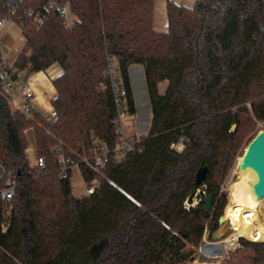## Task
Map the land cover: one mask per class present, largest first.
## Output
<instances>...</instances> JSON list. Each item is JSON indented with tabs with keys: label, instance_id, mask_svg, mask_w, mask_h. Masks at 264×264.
<instances>
[{
	"label": "trees",
	"instance_id": "1",
	"mask_svg": "<svg viewBox=\"0 0 264 264\" xmlns=\"http://www.w3.org/2000/svg\"><path fill=\"white\" fill-rule=\"evenodd\" d=\"M156 1L20 4L14 20L27 42L13 66L33 74L58 63L63 73L53 81L51 122L13 111L0 83V161L23 172L6 233L0 202V264H184L218 230L227 205L222 185L256 122H264V0H198L190 8L170 1L166 31L154 28ZM10 7L0 0V20ZM108 58L128 91L130 113L129 70L145 67L153 117L132 151L120 160L112 155L97 171L93 140L110 149L120 141ZM30 129L47 159L43 173L26 157ZM60 145L80 162L84 181H98L92 195L75 197L71 176L59 178L53 148ZM202 166L208 174L196 189ZM198 190L212 196L210 211L202 195L185 206ZM239 240L250 252L239 251V264H264V242Z\"/></svg>",
	"mask_w": 264,
	"mask_h": 264
},
{
	"label": "built area",
	"instance_id": "2",
	"mask_svg": "<svg viewBox=\"0 0 264 264\" xmlns=\"http://www.w3.org/2000/svg\"><path fill=\"white\" fill-rule=\"evenodd\" d=\"M4 1H8L11 4V7L9 16L0 20V26H4L9 21H15L14 17L17 16L20 4L24 0ZM61 14L65 16L67 20L66 25L69 26L70 21L67 6H64L61 9ZM106 76L109 81L116 108V117L112 123L115 126L117 133L120 135V141L114 149H110L106 144L101 143L98 140H93L92 144L94 145V152L91 161L93 168L97 171H100L107 166L112 155L119 160L123 159L128 152L132 151L136 147V144L140 142L141 138L137 135H125L123 119L126 117V115H128V113H130L127 104L128 91L120 80L117 72L116 62L112 58H108ZM0 83L2 89L6 93L11 95V93L15 92L21 97V103L17 105L13 111H21L28 116H32L34 114L42 115L49 122L53 121L57 116L56 110L54 108L48 114H43L39 111V109H37L34 104L35 94L27 83L26 75L23 71H18L13 65L9 64L1 53ZM180 146H183L182 142L179 143L178 147ZM53 151L57 153L55 156V164L59 178H69L74 169H78L80 172V162H76L71 156L66 155L63 151L62 145H60V147H54ZM84 161H88V158L85 157ZM32 165L38 172L43 173L47 170V159L44 156L37 155L34 164L32 163ZM19 177L20 175L8 170L7 167L0 161V202L4 207L1 230L4 233H6L10 228L14 202L18 190L22 184ZM84 184L86 191L85 196H90L94 193L96 187L98 186V181H84ZM187 205L188 201L185 202V206L190 208V206Z\"/></svg>",
	"mask_w": 264,
	"mask_h": 264
},
{
	"label": "crops",
	"instance_id": "3",
	"mask_svg": "<svg viewBox=\"0 0 264 264\" xmlns=\"http://www.w3.org/2000/svg\"><path fill=\"white\" fill-rule=\"evenodd\" d=\"M174 2L179 6L193 7L198 0H157L154 6L153 23L157 31H166L169 25L168 19V2ZM27 39L23 34L21 26L15 21H9L4 26H0V53L4 59L11 65H14L18 55L26 45ZM142 66L141 70L145 77V67L143 65L132 66L129 70L132 92L136 107V90L134 86L133 70ZM26 75V80L29 87L35 94V106L43 114H48L53 109V100L58 96L57 90L53 84L56 77L63 73V68L56 63L45 71L28 74V70H22ZM169 82L164 81L160 85L161 93H165ZM11 109L14 110L17 105L21 103V97L17 93H11ZM151 128V127H150ZM150 131V130H149ZM149 133V132H148ZM145 136L147 134H139L136 131L129 134V136ZM28 147L26 150V157L31 163L30 159L35 161L38 155L35 134L32 129L26 132ZM32 164V163H31ZM34 164V162H33ZM82 177V176H81ZM83 180V178H82ZM84 183V180H83ZM73 193V191H72ZM74 195V194H73ZM75 196V195H74ZM85 196V195H84ZM77 197V196H75Z\"/></svg>",
	"mask_w": 264,
	"mask_h": 264
},
{
	"label": "rangeland",
	"instance_id": "4",
	"mask_svg": "<svg viewBox=\"0 0 264 264\" xmlns=\"http://www.w3.org/2000/svg\"><path fill=\"white\" fill-rule=\"evenodd\" d=\"M142 66H139L138 68H135L133 70V78H134V86L136 90V112L135 113H128L126 117L123 119V125H124V130H125V135L129 136V134L133 132H137L139 134H148L151 124H152V109H151V104L149 100V95L147 92V85H146V80L145 77L142 73ZM126 107V106H125ZM264 129V122H256L255 129L248 134L246 139L244 140L241 148L239 149V152L237 154V157L235 159L233 167L230 169L229 174L225 178V181L222 185V190L226 194V200L227 204L232 198V193H233V187L235 182L239 178V173H238V164L240 163L242 156L245 153V150L248 146V143L255 137V135L260 132L261 130ZM178 150H182L184 147L180 146L177 147ZM31 163L34 162V159H30ZM71 185H72V191L73 194L77 197H82L85 195V184L83 183L81 174L78 169H74L72 171L71 175ZM201 190H198L192 197V202L188 201V205L190 207L196 206L199 201L201 200V197L206 196V192H202ZM202 195V196H201ZM190 204V205H189ZM227 206V205H226ZM261 209L264 211V201L260 205ZM225 211V209H224ZM224 214V213H223ZM232 230L230 228L229 224H219L218 230H217V238L213 239L209 237V234L207 233L204 236V239L202 243L200 244L199 248L197 249L194 257L184 263V264H239L240 256L243 254V252L239 251H244V253H250L249 251L246 250H241L242 249V243L238 239L237 245L235 249L230 250L220 261L217 258H212L210 255L202 252V248L204 246H208L211 244L219 243L226 238H228L232 234ZM245 238V237H243ZM247 239V238H245ZM248 240V239H247ZM250 241V240H249ZM264 242V241H262ZM219 262V263H218Z\"/></svg>",
	"mask_w": 264,
	"mask_h": 264
},
{
	"label": "bare ground",
	"instance_id": "5",
	"mask_svg": "<svg viewBox=\"0 0 264 264\" xmlns=\"http://www.w3.org/2000/svg\"><path fill=\"white\" fill-rule=\"evenodd\" d=\"M238 173L240 176L234 184L232 198L221 217L222 224H229L233 232L225 240L202 248V252L219 261L235 249L239 237L254 242L264 241V211L260 207L264 198H257L253 189L257 175L244 166L243 156L238 164Z\"/></svg>",
	"mask_w": 264,
	"mask_h": 264
},
{
	"label": "water",
	"instance_id": "6",
	"mask_svg": "<svg viewBox=\"0 0 264 264\" xmlns=\"http://www.w3.org/2000/svg\"><path fill=\"white\" fill-rule=\"evenodd\" d=\"M243 164L245 167L252 169L257 175V182L253 184L254 192L258 199L264 198V129L258 132L255 137L249 142L245 153L243 155ZM208 174V168L202 166L196 176L194 187L199 188L204 183ZM18 175H23V172H18ZM205 210L212 209V196H205L204 198ZM219 224H222L221 218ZM217 231L213 233L212 238L216 239ZM242 237H239V239Z\"/></svg>",
	"mask_w": 264,
	"mask_h": 264
}]
</instances>
